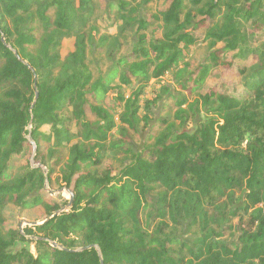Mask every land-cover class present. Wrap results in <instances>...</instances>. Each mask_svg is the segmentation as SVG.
<instances>
[{
	"label": "trees",
	"instance_id": "obj_1",
	"mask_svg": "<svg viewBox=\"0 0 264 264\" xmlns=\"http://www.w3.org/2000/svg\"><path fill=\"white\" fill-rule=\"evenodd\" d=\"M90 1L0 0V85L19 80L24 87L0 99V264H264V52L246 46L249 37H264V0H165L162 10L137 23L139 31L158 24L161 34L152 41L141 32L97 80L82 37L61 54ZM201 41L220 45L207 62L187 66L178 85L189 93L200 89L212 67H231L223 58L232 52L253 55L260 66L248 94L208 89L199 98L209 114L193 131L161 134L132 152L117 174L97 170L114 128L100 103L108 89L161 78ZM246 71L242 66L232 75ZM136 97L125 101L131 114ZM117 99L124 101L121 93ZM31 150L35 165L27 162L11 175L17 156ZM58 172L71 205L52 215L68 202L60 198L44 215L40 207L52 200L46 185ZM8 204L35 210L39 223L6 231L1 213ZM149 206L160 220L148 238L138 214ZM184 217L199 226L193 244H181L186 259L174 255L176 240L161 234L166 219ZM234 218L238 241L226 244L217 227ZM17 241L34 243L35 254L14 249Z\"/></svg>",
	"mask_w": 264,
	"mask_h": 264
},
{
	"label": "rangeland",
	"instance_id": "obj_2",
	"mask_svg": "<svg viewBox=\"0 0 264 264\" xmlns=\"http://www.w3.org/2000/svg\"><path fill=\"white\" fill-rule=\"evenodd\" d=\"M125 4L121 8L119 3ZM165 0H91L77 18L71 36L63 39L61 43V54L65 55L73 49L76 37L84 39L86 54L93 79L104 78L115 67V63L123 55L128 53L138 42V36L143 32L147 39L154 41L161 34V28L156 24L146 30L139 31L137 23L145 19L148 13L158 12L163 9ZM120 7V8H119ZM190 8V5L188 4ZM249 25L243 26L246 31ZM205 30L196 31L204 36ZM220 44H212L210 41H201L186 52L179 65L171 72H166L159 79H152L148 83L138 85H121L109 88L105 96L101 99V105L107 109L114 117V128L107 135V151L103 163L96 167L99 171H109L117 174L118 171L130 161L132 152H137L142 147L151 146L156 139L165 133L176 134L182 131L191 132L199 123L205 121L208 116L207 106L203 105L199 96L208 89L213 88L216 92L227 96L242 98L248 94L247 82L251 81L260 66L256 63L253 55L240 58L236 53H227L225 62H229L231 67H212L210 75L205 80L203 86L189 93L183 90L178 83L184 80V73L188 66L191 70L199 64L207 62V55ZM246 46L258 54L264 52V37L256 35L250 38ZM244 67L247 71L244 76H233L238 68ZM23 79V78H21ZM113 84H119L114 81ZM23 85L19 80L6 82L0 85V99H5L8 90L18 92L23 91ZM5 92V95H4ZM118 93L124 97V101L117 99ZM135 101V114L129 113L125 109V101L133 99ZM29 95V93H28ZM180 104V102H182ZM48 132L47 127L41 129ZM29 141L30 137L27 135ZM95 144L94 141L86 143ZM33 148V143L31 144ZM32 150L17 156L16 164L11 175L16 176L22 166L27 162L35 165L32 158ZM93 170L94 166H88ZM60 173L56 174L51 186L46 185L47 195L52 198L46 201L40 212L47 215L49 210L58 204L60 198L70 200L71 195L65 189L67 186ZM60 178V179H59ZM239 208L242 203L238 202ZM237 205V206H238ZM39 212V211H38ZM35 210H21L12 204H8L1 213L4 228L13 230L26 225L39 223ZM239 214H243L242 210ZM246 217L245 214H243ZM138 220L147 237L157 233L159 218L156 216L154 208L149 206L138 214ZM220 233L219 239L226 244H236L238 232L236 230L235 218L231 221H223L217 227ZM162 237L170 236L176 240L172 249L177 257L186 259L187 252L184 245H192L199 235V226L188 218H178L176 221L165 220L162 226ZM26 248L35 254V245L32 242L17 241L14 249Z\"/></svg>",
	"mask_w": 264,
	"mask_h": 264
},
{
	"label": "water",
	"instance_id": "obj_3",
	"mask_svg": "<svg viewBox=\"0 0 264 264\" xmlns=\"http://www.w3.org/2000/svg\"><path fill=\"white\" fill-rule=\"evenodd\" d=\"M1 40L3 41V37L1 38ZM25 65H27V66H29L25 61L23 62ZM31 143H33L32 141H31ZM69 193H70V195H71V198H70V200L67 202V204H65L64 206H62L60 209H58V210H56L52 215H54V214H56V213H58V212H60V211H62V210H64V209H67V208H69V206L71 205V201H72V192L68 189V188H65ZM51 215V216H52ZM50 217V216H49ZM48 217V218H49ZM34 224H38V223H34ZM33 225V224H32ZM51 244L52 245H55V243L54 242H51ZM88 247H90V246H86V247H83V248H88ZM83 248H81V249H83ZM96 250H97V252L99 253V249H98V247H96ZM100 264H102V261H100Z\"/></svg>",
	"mask_w": 264,
	"mask_h": 264
}]
</instances>
